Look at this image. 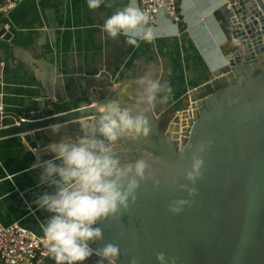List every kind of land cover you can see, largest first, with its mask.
<instances>
[{
	"label": "water",
	"instance_id": "95a60500",
	"mask_svg": "<svg viewBox=\"0 0 264 264\" xmlns=\"http://www.w3.org/2000/svg\"><path fill=\"white\" fill-rule=\"evenodd\" d=\"M219 12L228 33L225 65L185 93L181 111L162 113L166 120L156 112L158 93L152 108L140 100L143 81L160 82V69L152 74L147 66L132 78L133 86L124 80L114 88L109 77L83 76V99L73 109L46 110L39 119L14 115L12 125L0 127V139L18 136L35 150L49 142V125L60 122L73 137L83 134L111 100L133 114L147 109V136L122 139L113 148L122 164L145 160V177L126 209L96 225L102 236L91 243L117 245L116 264L133 258L156 264L158 252L174 264H264V0H225ZM28 104L20 108L34 113L44 102ZM202 143L200 176L191 184L185 172ZM181 186L195 194L188 196ZM177 199L189 203L172 214L168 206ZM84 264H95V258Z\"/></svg>",
	"mask_w": 264,
	"mask_h": 264
},
{
	"label": "crops",
	"instance_id": "0c3cea01",
	"mask_svg": "<svg viewBox=\"0 0 264 264\" xmlns=\"http://www.w3.org/2000/svg\"><path fill=\"white\" fill-rule=\"evenodd\" d=\"M128 2L103 0L91 10L86 0H22L9 15L0 16V31L4 22L10 25L9 40L0 39L5 115L0 127L12 125L14 115L39 119L46 110L73 109L83 99L78 82L83 76L109 77L114 88L124 80L133 86L132 78L147 66L152 74L160 69V83L167 81L172 88L166 103H161L166 95L161 88L155 107L166 120L162 113L181 111L185 93L224 67L228 33L219 8L225 0H179L181 23L159 13L156 23H150L156 39L136 47L101 30L104 19ZM32 100L44 102L41 111H22L20 105L28 107ZM36 150L18 136L0 139V223H17L42 236L39 224L48 213L32 202L51 187L40 182V169L32 168ZM44 264L53 262L45 258Z\"/></svg>",
	"mask_w": 264,
	"mask_h": 264
},
{
	"label": "clouds",
	"instance_id": "9594fccd",
	"mask_svg": "<svg viewBox=\"0 0 264 264\" xmlns=\"http://www.w3.org/2000/svg\"><path fill=\"white\" fill-rule=\"evenodd\" d=\"M86 3L89 9L95 10L103 0H86ZM101 30L110 39L123 37L124 42L133 47L140 42L151 43L158 35L136 0H129L107 16ZM143 83L140 100L148 108L153 107L162 87L166 95L160 98L161 103L168 101L167 94L172 93V88L167 81L163 85L151 79ZM146 110L133 114L119 101L111 100L99 108L98 115L88 122L83 134L73 137L60 122L48 126L49 142L33 152L32 168H39L40 182L51 187L32 202L37 209L48 213L39 224L43 246L36 264H44L45 258L53 264H84L93 257L95 264H116L120 255L117 245L107 243L93 248L91 243L102 236L96 225L115 216L120 209H126L130 199H134L138 181L145 177V160L122 164L113 148L122 139L136 141L147 136ZM205 149V144L198 145L190 170L185 172V179L191 184L200 176L203 161L199 153ZM44 156L48 158L43 159ZM12 178L10 175L9 179ZM181 187L188 196L195 194L194 188ZM188 203L186 199L174 200L168 210L178 214ZM155 261L156 264H174L163 252L156 253ZM130 264H137L136 259L130 260Z\"/></svg>",
	"mask_w": 264,
	"mask_h": 264
},
{
	"label": "built area",
	"instance_id": "2783aa9c",
	"mask_svg": "<svg viewBox=\"0 0 264 264\" xmlns=\"http://www.w3.org/2000/svg\"><path fill=\"white\" fill-rule=\"evenodd\" d=\"M22 0H3L0 2V16L5 17ZM139 7L149 16V23L155 24L159 13L167 15L174 23H181L178 13L179 0H137ZM10 25L2 24L1 40H9ZM4 63L0 61V116L4 114V94L2 92V70ZM43 237L14 223L3 226L0 223V261L3 264H36L40 259Z\"/></svg>",
	"mask_w": 264,
	"mask_h": 264
}]
</instances>
